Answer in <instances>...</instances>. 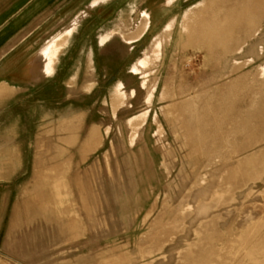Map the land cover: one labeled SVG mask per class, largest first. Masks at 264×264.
Masks as SVG:
<instances>
[{"label":"rangeland","instance_id":"obj_1","mask_svg":"<svg viewBox=\"0 0 264 264\" xmlns=\"http://www.w3.org/2000/svg\"><path fill=\"white\" fill-rule=\"evenodd\" d=\"M79 20L111 29L95 91L0 108V264H264V0Z\"/></svg>","mask_w":264,"mask_h":264},{"label":"crops","instance_id":"obj_2","mask_svg":"<svg viewBox=\"0 0 264 264\" xmlns=\"http://www.w3.org/2000/svg\"><path fill=\"white\" fill-rule=\"evenodd\" d=\"M109 8L111 0H0V108H7L11 103L34 105L35 95L30 94L51 92L56 78L60 92L93 93L96 82L84 83L82 78L100 77L97 61L102 48L111 45V29L98 35V21L79 19L87 12H103ZM69 20H73L70 25ZM149 25L145 21L139 35L127 43L139 42ZM160 40L155 43L161 55L163 42ZM146 57L134 66V72L142 75L140 70L148 65ZM101 67L105 77L111 76L109 65L103 63ZM122 88L120 84L116 95ZM152 98L153 92L148 105ZM148 114L149 111L143 113L131 123L135 119L144 123Z\"/></svg>","mask_w":264,"mask_h":264}]
</instances>
